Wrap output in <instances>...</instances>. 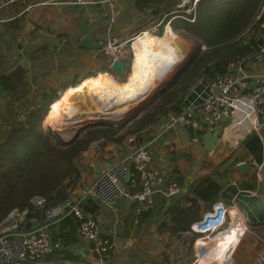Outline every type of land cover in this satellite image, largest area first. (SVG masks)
<instances>
[{
  "label": "trees",
  "instance_id": "1",
  "mask_svg": "<svg viewBox=\"0 0 264 264\" xmlns=\"http://www.w3.org/2000/svg\"><path fill=\"white\" fill-rule=\"evenodd\" d=\"M262 2L263 0H201L197 6L194 22L180 18L173 19L174 22H171L175 29L182 28L190 38L199 40L200 44L204 43L207 49L200 52V44H198V50L189 55L171 80L123 122L119 124L109 121L87 123L79 127L69 140L55 142L52 137V128L44 132L41 130L40 122L46 112L49 113L61 97L70 93L76 86L66 88L60 95L51 93L50 86L39 90L36 95H31V85L27 83L26 65L15 63L7 67L5 66L7 63L0 57V95L8 98L6 101L7 114L0 112V117L5 122V125L0 126V223L13 209H27V221L37 216L38 221L42 224L47 223L49 229L54 226L55 222L48 221L44 211L69 197L80 182L84 169L78 160L80 154L94 141L106 140L124 145L128 143L130 134H133L130 143L136 150L151 139V136L147 137L146 132L142 131L152 125L155 126L169 111L179 113L183 97L195 82L199 79L208 80L217 74H224L229 61L246 54L247 49L241 44L242 39L236 38L254 22L253 19L259 13ZM15 9L18 12L23 10L24 6ZM0 25L5 29L0 32V43H4L7 50L13 43L14 45L20 44L27 58H36L32 60H38L43 57L46 50H52L45 42L38 47L30 45L36 38L35 29H31L30 24L23 21L21 16L0 21ZM6 37L7 40H5ZM22 37H25L29 44L24 46ZM36 50L41 53L39 57L34 56ZM93 79L97 78L89 81ZM20 90L21 93L18 95ZM137 120L136 127L128 131L129 136L126 137V133H121L124 127ZM202 134L203 131L197 130L198 139H202ZM194 154L196 155L188 150L175 152L171 155L166 167L159 170L162 182L155 187L153 204L150 206L152 209L163 208L162 202L165 201L163 197H166L164 192L171 180L175 178L180 183L183 182L193 164ZM206 154L204 152L200 156L206 172L194 178L184 193L171 197L170 203L160 216L159 228L170 236L191 232L192 224L202 218V212L212 209L219 194V181L216 174L219 175L220 170H224L225 173L230 172V167L232 168L235 163L247 157L261 161L262 142L255 133H250L240 145L214 167ZM127 165L133 171L130 161H127ZM150 166L155 169L152 162ZM252 170L249 180L243 183L244 189L252 190L257 186L255 170ZM262 176L257 191L264 195V168ZM128 185H131L130 181ZM135 189H138V183ZM36 196H42L46 200L40 210L32 205V199ZM90 200H81V208L93 215L97 205ZM129 202L134 208L137 207L135 202ZM149 215H151L150 212L145 213V216ZM95 221L101 230L99 222L96 219ZM60 224L70 227L71 230L78 227V222L73 215L61 218ZM204 226L207 227L205 223H201L197 224L196 228L203 229ZM192 234L191 243L193 239L200 236L193 231ZM52 240L60 239L57 236Z\"/></svg>",
  "mask_w": 264,
  "mask_h": 264
},
{
  "label": "crops",
  "instance_id": "2",
  "mask_svg": "<svg viewBox=\"0 0 264 264\" xmlns=\"http://www.w3.org/2000/svg\"><path fill=\"white\" fill-rule=\"evenodd\" d=\"M97 1L98 2L94 5L77 7L59 4L57 3L58 0H0V21L11 20L14 17L21 16L23 21L30 24L31 29H35L36 38L32 44L38 47L41 43L45 42L51 47V51L46 50L42 58L33 62V72L35 73L53 72L58 69L56 61L60 59L64 60L65 58L75 55L81 57L85 53H88L93 61L92 63L97 65L96 67H99L100 62L106 61L104 53L101 57L99 56L100 49H102L100 46L106 43L110 37H118L120 42H125L124 46L127 45V49L123 52L124 57L119 59H123L126 65L128 64L131 67V74L126 85H124L125 83L123 81H116L113 76L107 73L110 71L117 77L122 76L111 70V63H102V66L97 69L87 67V70H83L80 74L74 73L72 75L73 79L71 82H69V80L65 83L66 87L64 89L76 86L72 90L74 91L84 87L86 84L101 80L106 81L114 90L124 89L130 86L132 82V76L134 75L133 61L138 52L139 42L143 38L164 42L168 31L171 30L175 33V28L172 24L174 20L170 19L169 16V12L172 9V0ZM22 6H24V9L16 12L15 8H21ZM40 6L44 8L43 14L45 13V15L43 20H37L41 18L38 16L40 13ZM85 10L88 11V16H85ZM86 20L90 23V29H85ZM38 21H44L47 25L42 28ZM67 22H70V24H67ZM257 22L258 31L261 21L259 23ZM3 30H5L4 27L0 25V32ZM23 33H25V30H23ZM144 33H146L148 37H143L136 43L135 54H133V59L129 60L130 63H128L130 57V41ZM151 33L153 35H150ZM254 33V31L251 32V37ZM5 40H7V37ZM73 40H75L76 43H74ZM85 40H91V45L85 46ZM101 40L104 42H101ZM98 42H101V45H99L100 43L98 44ZM15 46L18 51H24V48L21 47L20 44H16ZM24 46L26 45L24 44ZM56 58H58V60ZM100 69L108 71H101L96 75H92ZM92 78L97 79L89 81ZM206 80L207 79H199L194 83L183 97L181 108L185 105L200 103L207 96L208 91L205 86ZM115 82L117 84H115ZM61 92L58 94L60 95ZM63 99L64 97L61 98L56 106L62 102ZM51 111L49 110L48 114H50ZM168 114L175 113L169 111L166 116ZM166 116H163L155 126L152 125L142 131L143 133L146 132L147 137L151 136V139L147 140L143 145L152 142L154 146L152 149L154 155L152 166L156 170L164 169L169 163L172 157L171 155L175 152L179 153L181 150H188L192 152V154L196 153L193 157V164L190 166L185 179L181 182L184 187L182 193L186 191L194 178L206 172V168L202 166L201 154L206 152L209 157H213L216 154L226 155L240 145L250 133H255L258 136L262 142L261 161H256L247 157L235 163L230 172L225 173L224 170H220V172H218L219 175L216 174V178L219 181V194L215 202L222 203L226 208V223L222 227L223 230L229 228L232 222L236 223L238 220L244 223L246 231L264 225V195L257 191L261 183L260 180L263 177V169L258 170L252 164L253 161H256L257 163H262L264 167V113L257 117L258 121L261 123V128L257 131L253 129L252 125H250L247 131L243 128L240 130H235V128H233L235 131L234 133L243 131V135L234 143H229L225 138L227 130L230 129V126H233L235 122L229 124L224 131L221 130L218 132L215 145L211 151L204 147L203 139L200 140L196 136V132L199 129L177 125L166 132L160 133L161 123ZM205 132L206 131H203V134ZM131 138L133 139V136H130L127 140L128 143L124 145L115 144L106 140L92 142L79 156L80 163L84 167L82 177L78 185L69 195L79 200L91 199L90 201L97 205L93 215L88 211L84 212L89 214L93 219L95 218L101 226V240L104 242L107 249L103 255L99 256L93 251L94 246L92 243L79 239L78 227L71 230L70 227L60 224V219H55L53 220L55 222L53 224L54 226L48 229L51 239L58 236L60 239L58 240L59 242L52 241L58 242L61 244V247L35 262L22 261L19 264H98L100 259L103 261V264H174L176 261H180L178 256L175 255L174 262V254L168 250L172 247L169 244L171 240H168V238L172 236L159 228L160 216L163 215L165 207L170 203L173 196L172 198L167 196L163 197L165 200L162 202L163 208L152 209L149 207L146 211L137 213L136 208H134L127 199H121L114 207H110L98 198L87 197L85 195L86 190L93 184L97 175L95 168H100L101 172L107 167V163L123 160L135 150L133 144L130 143L132 140L129 139ZM220 141L226 143L227 146H233V148L229 152L227 150L223 152L222 147L220 148L219 146ZM179 157H181V155ZM117 158L118 160H115ZM249 158L251 160L250 162ZM211 163L215 162L212 161ZM242 163L247 165L246 169L238 167L239 164ZM252 169L255 170L257 186L252 190L244 189L243 183L249 180ZM128 181L129 180L125 182V185H128ZM41 208L37 209L40 210ZM147 212L151 214L148 217L145 216ZM203 213L204 212H202V214ZM31 219L41 223L38 221L37 216H33ZM27 227H30V224L27 223ZM202 228V232L205 231L204 234L207 235V227L204 226ZM10 229H12V221L4 219L0 223V232H6ZM196 239L197 238L193 239V249ZM199 240L200 238L198 241ZM173 244L174 243H172V245Z\"/></svg>",
  "mask_w": 264,
  "mask_h": 264
},
{
  "label": "built area",
  "instance_id": "3",
  "mask_svg": "<svg viewBox=\"0 0 264 264\" xmlns=\"http://www.w3.org/2000/svg\"><path fill=\"white\" fill-rule=\"evenodd\" d=\"M201 0H172L170 19L180 18L188 22L196 19L197 6ZM97 0H58L57 3L86 7L94 5ZM264 1L262 2L256 20H260L259 30L250 36L251 26H248L239 36L241 44L247 49L245 55L228 62L226 72L217 74L206 80L207 96L200 102L185 105L177 114H168L162 121L160 133L166 132L177 125L190 126L194 129L224 131L229 124L240 119L237 110L243 118L247 112L253 117L252 127L255 131L261 128L257 117L264 113ZM125 43V42H124ZM124 43L116 36L110 37L104 45V51L113 59L124 57ZM129 140H132L129 139ZM152 142L134 150L123 160L113 162L98 173L93 184L85 192L87 197L98 198L110 207H114L121 199H127L137 204L136 212L146 211L153 204L155 187L162 181L159 170L151 168L153 161ZM130 161L133 171L127 165ZM258 170L263 164L252 162ZM130 172L131 185H125L127 174ZM138 181V182H137ZM138 189H135L137 186ZM182 184L171 180L165 190L167 197L181 194ZM46 200L42 196L32 199V205L41 208ZM27 209H13L6 220L12 221V229L0 233V264H19L22 261L35 262L54 250L61 244L53 242L47 224H41L34 219L27 221ZM44 214L48 221L73 215L78 222V237L80 240L93 244V251L102 256L107 250L101 240L100 227L89 214L81 208V200L72 197L65 198L61 203L48 207ZM27 223L30 227H27ZM205 223L209 235L223 231L226 223V208L220 202H215L210 211L202 214V218L192 224L194 232L204 234L197 224ZM203 236V235H202ZM199 238V237H198ZM197 241V239H196ZM195 241V242H196ZM199 250H201L199 252ZM204 244L194 247V260L206 254ZM98 264H103L100 259Z\"/></svg>",
  "mask_w": 264,
  "mask_h": 264
},
{
  "label": "rangeland",
  "instance_id": "4",
  "mask_svg": "<svg viewBox=\"0 0 264 264\" xmlns=\"http://www.w3.org/2000/svg\"><path fill=\"white\" fill-rule=\"evenodd\" d=\"M39 11H40V13L38 16L41 18L37 19V20H43L44 19L43 17L45 15V13L43 14L44 8H42L40 6ZM87 12L88 11H86V10L84 11L85 16H88ZM87 21L88 20H86L85 29L86 28L90 29V23H88ZM253 21L254 22L249 26H251L252 31L257 32L256 16L253 19ZM39 23H40L42 28H44V26L47 25V23H44V21H40ZM68 23L70 24V22H67V24ZM252 31H250V34ZM175 34L177 36V39H176L178 41L177 43L179 44L181 51L183 53V57H182L181 61L175 67V69L170 72L171 74H169L168 78H166L165 81L160 86H158V88L153 90V92H151L149 95H147L140 102L136 103L127 113H125L123 115V117H120L117 119L100 118V119L89 120L87 122L80 123V124H77V122H74L73 124L69 125L68 121L65 120L66 122H64L65 118L64 119L61 118V121L53 120V119L48 117V113L46 112L43 120H41V122H40L41 130L46 132L52 128L51 129V131L53 133L52 137L55 140V142H58L59 140H69L74 135V133L76 132V130L79 127H81L87 123H93V122H99V121H109V122H115V123L119 124V123L123 122L127 117L134 114V112L140 106H142L143 103H145L154 93H156L164 85H166V83L168 81H170L171 78L173 77V74L176 73L180 69V67L186 62L189 55L198 50L197 45L200 44V41L195 39V38H190L182 28L175 29ZM150 35H153V34H150ZM236 39H238V37ZM22 42H23L22 44H25V45H27V43H28L27 40L25 39V37H22ZM73 42L76 43L75 40H73ZM84 42H85L84 43L85 46L91 45V40H85ZM101 42H104V41L101 40ZM101 42H98V44L100 43L99 45H101ZM182 42H184V43H182ZM105 44L106 43H104L103 45L100 46V48H102V49H100L99 56L101 57L104 53V56H106V58H105L106 61L100 62L99 67L102 66L101 65L102 63L103 64L104 63L110 64L111 61L113 60V58L108 53H106L104 51L103 48H104ZM31 45H33V44H31ZM126 49H127V45L124 46V48L122 49V52H124V50H126ZM206 49H207V46L204 43H201L200 48H199L200 52H203ZM39 55H41L40 51L36 50V52L34 53V56L39 57ZM0 57H2V60L5 63H7L5 65L7 67L14 65L15 63H21V64L26 65L27 70H28L27 83L31 85V95H33V94L36 95V93L39 90H44L47 87L49 88V86H50V92L51 93L52 92L56 93V94L60 93L64 89L63 87L65 86V83L68 82L69 80H70L69 82H71V80L73 79L72 75L74 73L80 74L83 70H85V69L87 70V67L94 68V69L99 68V67H96L97 65L92 63L93 61H92L91 57L88 55V53H85L81 57L78 55L77 56L75 55L73 57L71 56L69 58H65L64 60L60 59L59 61H56V63H57L56 66H58V69L54 70L53 72L49 71V72L44 73V75H42V73H38V72L35 73V72H33V62L35 60H32V59H36V58H32V59L27 58L24 55V51H18L16 46L14 45V43L10 45L9 50L6 49V45L4 43H0ZM56 59L58 60V58H56ZM132 59H133V53H132V57L130 58V60H132ZM128 63H130V61ZM100 71H108V70L100 69V70H97L95 73H98ZM108 74L113 76V78H115L116 81H119V82L123 81L124 83H127L129 81V77L131 74V67L127 64L125 73L121 77H117L116 75H114L110 71H108ZM19 93H21V90L18 92V95H19ZM31 97L32 96H30V98ZM7 100H8L7 97H5L4 95H0V112H2L3 114H7V111H8L7 106H6ZM9 101H11V100H9ZM14 104H16V102ZM18 111H19V109H18ZM137 122H138V120L135 123H129L126 127L123 128V131H121V133L127 134L129 130L136 127ZM66 123H68V124H66ZM3 125H5V122L0 117V126H3ZM131 135H133V134H130V136ZM127 136H129V134H127L126 137ZM225 137L227 138V141L229 143H234L233 141H230L226 135H225ZM219 146H220V148L222 147L223 152L225 150H227L229 152L233 148V146L232 147L227 146V144L224 143L223 141L219 142ZM231 152H232V150H231ZM230 153H227L226 155H223L220 153L221 155L216 154L213 157H209L206 154V157L210 162H212V161L215 162V163H212L213 167H214L218 163L222 162V160H224ZM78 160L80 162V159H78ZM115 160H118V158ZM230 169H231V167H230ZM174 180L177 181L175 178H174ZM177 182L179 184H181L179 181H177ZM236 223L232 222V224L229 228L223 230L222 232H220L216 235L215 234H213V235L202 234L203 236H199L200 239L201 238H205V239L207 238V239L205 241L204 240L200 241V242L198 241V243H196V245L199 246V244H204V246L207 248V252H206V254L201 255L198 260H193V256H192L193 255L192 250L194 251L193 245L190 242V240L193 236L192 228H191V230H192L191 232L182 233L180 235H174L171 238H168V240H171L169 242V244H170V246H172V247L169 246L170 248L168 250H169V252L171 251L174 254V262H175V255H177L178 258L180 259L179 262L176 261L174 264H200V261L205 259V258H208V256L213 257L214 256V250H216V244H218V240L220 238V234L231 231L234 226L241 224V222H239V220ZM242 233L243 234L241 235V237L238 240L239 242L237 243V245L234 246L233 256L230 257L229 262L221 263V264H262L264 262V225H261L257 228H254L252 230L249 229V231H246V227L244 226V223H243ZM199 235H201V234H199ZM165 240H166V238H165ZM172 243H174V244L172 245ZM190 243H191V245H190Z\"/></svg>",
  "mask_w": 264,
  "mask_h": 264
},
{
  "label": "bare ground",
  "instance_id": "5",
  "mask_svg": "<svg viewBox=\"0 0 264 264\" xmlns=\"http://www.w3.org/2000/svg\"><path fill=\"white\" fill-rule=\"evenodd\" d=\"M146 33L130 41L128 61L132 57V53L135 54L136 43L141 38L148 37ZM176 39V34L171 30L167 32L164 42L143 38L139 42L138 52L133 61L134 75L130 86L114 90L104 80L91 82L70 92L67 96H63V101L55 106L52 111L50 110L48 117L57 121L65 118L64 122L68 121L69 125L74 122L80 124L100 118L117 119L123 117L136 103L158 88L179 64L183 53ZM237 114H239L240 119L237 118L234 125L230 126V129L226 132L228 139L233 142L243 135V131L234 133L233 128L235 130L243 128L247 131L254 120L250 112H247L246 118H243L238 110ZM239 222H241L240 225L234 226L231 231L220 236L218 244H216V250H214V256H211L212 258L208 256V258L201 260L200 264L229 262L230 257L233 256L234 246L237 245L243 234V222L241 220ZM203 240L206 239H200L199 242ZM196 243L198 242H195V246L198 247Z\"/></svg>",
  "mask_w": 264,
  "mask_h": 264
},
{
  "label": "water",
  "instance_id": "6",
  "mask_svg": "<svg viewBox=\"0 0 264 264\" xmlns=\"http://www.w3.org/2000/svg\"><path fill=\"white\" fill-rule=\"evenodd\" d=\"M110 68H111V70L116 71L117 74L123 75L125 73V70H126V63L123 59H113L111 61V64H110ZM217 136H218V130L217 129L213 130L212 132L206 131L203 134V136H202L203 144L207 150H209V151L213 150ZM111 165H112V163H110V162L107 163V167H109ZM238 167L241 169H246L247 165L245 163H242V164H239ZM95 172L97 174L100 173V168H95ZM129 176H130V172H128V174H127V178H126L127 180H129Z\"/></svg>",
  "mask_w": 264,
  "mask_h": 264
}]
</instances>
